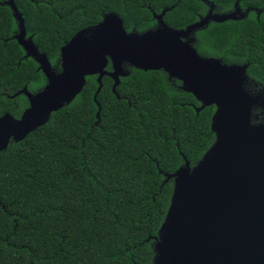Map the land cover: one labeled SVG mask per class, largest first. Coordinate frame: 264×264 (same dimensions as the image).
Masks as SVG:
<instances>
[{"label":"trees","instance_id":"obj_1","mask_svg":"<svg viewBox=\"0 0 264 264\" xmlns=\"http://www.w3.org/2000/svg\"><path fill=\"white\" fill-rule=\"evenodd\" d=\"M0 0V115L20 117L47 80L19 44L18 22ZM215 11L237 0H208ZM28 36L61 70L60 49L79 30L117 13L128 31L157 25L153 12L185 28L206 15L205 0H15ZM242 19L211 21L194 33L202 56L249 64L250 87L264 88V0H240ZM108 68H111L109 64ZM113 91L87 77L80 94L24 140L0 152V264H153V243L171 202L175 172L194 166L215 140V105L184 91L163 70L130 67ZM261 110H258V112ZM262 120V117L260 118Z\"/></svg>","mask_w":264,"mask_h":264},{"label":"water","instance_id":"obj_2","mask_svg":"<svg viewBox=\"0 0 264 264\" xmlns=\"http://www.w3.org/2000/svg\"><path fill=\"white\" fill-rule=\"evenodd\" d=\"M206 15L185 28L167 24L164 16L174 6L153 12L157 25L143 32L128 31L123 19L108 12L102 21L75 33L60 49L61 70L28 36L15 0H6L18 22L15 38L39 64L45 86L24 93L29 106L20 117L0 115V152L10 142L24 140L46 124L51 114L71 103L84 89L87 77L97 75V100L105 75L114 79L113 91L130 67L163 70L200 102L197 113L215 105L211 129L215 140L198 162L185 163L166 180L174 179L170 206L155 237L153 264H264V88L250 87L249 64L225 63L202 56L194 33L211 21L244 18L235 9L219 13L215 4ZM111 63L112 70L107 66ZM258 110H261L258 112ZM262 117V120L260 118Z\"/></svg>","mask_w":264,"mask_h":264},{"label":"flooded vegetation","instance_id":"obj_3","mask_svg":"<svg viewBox=\"0 0 264 264\" xmlns=\"http://www.w3.org/2000/svg\"><path fill=\"white\" fill-rule=\"evenodd\" d=\"M110 65H111V63H109ZM109 66V65H108ZM108 66H107V69L108 70H112V66H111V68H108ZM58 71V70H57ZM60 71V70H59ZM105 76H109V75H105ZM250 76V75H249ZM98 77V76H97ZM170 78V77H169ZM170 79H173V78H170ZM45 86V85H44ZM181 87V86H180Z\"/></svg>","mask_w":264,"mask_h":264},{"label":"rangeland","instance_id":"obj_4","mask_svg":"<svg viewBox=\"0 0 264 264\" xmlns=\"http://www.w3.org/2000/svg\"><path fill=\"white\" fill-rule=\"evenodd\" d=\"M216 12L223 13V12H220V11H216Z\"/></svg>","mask_w":264,"mask_h":264}]
</instances>
